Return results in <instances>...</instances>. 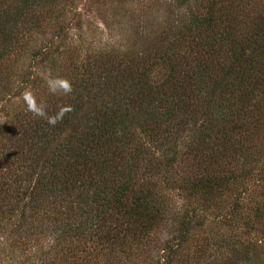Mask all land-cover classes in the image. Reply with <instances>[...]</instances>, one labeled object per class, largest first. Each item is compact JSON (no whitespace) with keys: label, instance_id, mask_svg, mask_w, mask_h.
<instances>
[{"label":"trees","instance_id":"trees-1","mask_svg":"<svg viewBox=\"0 0 264 264\" xmlns=\"http://www.w3.org/2000/svg\"><path fill=\"white\" fill-rule=\"evenodd\" d=\"M66 1L0 0L7 38L0 60L29 31L23 26L35 28ZM249 6L250 0H208L202 13L197 1L190 20H181L178 31L163 33L148 48L113 47L87 57L75 52L67 92L37 108L32 118L17 116L13 122L17 132L5 152L18 170L10 181L0 175V205L14 198L13 186L17 199L23 196L20 185L28 183L24 196L32 191L35 208L47 211L50 201L51 211L62 206L61 238L73 243L89 233L103 252L130 258L172 224L173 238L155 248L163 264H182L187 245L204 227L199 218L206 209L231 197L233 221L245 207L248 179L259 177L256 183L264 185V144L258 142L264 134V10L250 19ZM50 54L39 56L46 61ZM143 136L174 144L168 161H156L139 140ZM185 157L194 159L198 171L181 187L201 205L181 213L171 207L167 192L173 167ZM251 207L247 242L239 231L220 232L202 242L193 258L189 254L192 264L258 262L261 246L248 237L264 221V191Z\"/></svg>","mask_w":264,"mask_h":264},{"label":"rangeland","instance_id":"rangeland-1","mask_svg":"<svg viewBox=\"0 0 264 264\" xmlns=\"http://www.w3.org/2000/svg\"><path fill=\"white\" fill-rule=\"evenodd\" d=\"M184 1L67 0L63 3V10H57L56 15L49 16L35 28L23 26L29 31H25L26 28L21 29L22 32L25 31L18 37L21 42H13L9 55L0 60V155L6 153L5 160L0 165L2 178L10 181L15 176L14 171L18 170L16 166L11 165L9 152H5L10 147L9 139H12L14 131L17 132L16 125L13 124L15 118H32L31 113L36 112L37 108L40 109L50 100L60 98L59 94L67 92V85L71 81L68 63L71 56H76L75 52H81L87 57L113 47L123 51L127 47L148 48L152 40L161 38L163 33L178 31L182 26L181 20H190L189 13L197 1L202 13L208 2L187 0L185 5ZM242 8L235 6L234 10L240 11ZM262 10L264 0H250L247 10L250 19L251 13L259 14ZM4 25V22L0 21L1 50L7 42ZM12 29L9 27V30ZM244 29L245 27L241 26V32ZM58 31L62 32L58 34ZM44 51H51L46 61L39 56ZM83 113L88 115L90 110L85 109ZM139 140L142 141L144 149L149 150L151 156H155L156 161L165 163L172 155L170 150L174 144L149 142L144 136ZM258 142L264 144V134L259 135ZM186 143V139L181 141V152L186 151L183 148ZM195 166L193 158L185 157L173 167L171 179L174 182L170 192H167V197L171 207L178 212L182 213L185 208L192 209L201 205L188 199L185 196L187 193L183 192L181 187L186 179L189 180L197 173ZM16 175H21V172ZM153 179L156 180V177ZM256 179L250 178L246 182L248 192L243 196L245 207L236 212L237 217L233 221L229 216L232 215L236 200L231 197L202 213L199 222L204 224V227L187 245L184 256L180 259L182 264H192L194 260L191 258L198 247L204 244L202 242L214 241L213 238L218 237L220 232L226 236H236L239 231L240 238L244 237L245 229L251 227L254 217L251 200L264 191V185L261 182L256 183ZM28 187V183L20 185L23 196L17 199L16 186H13L11 192L14 198H10L9 203L0 205V264H163L159 255L160 249L155 247L173 238L175 227L172 224L152 236L151 244L142 254L141 251H136L140 254L132 258L128 253L111 255L109 250L103 252V246L97 240H91L89 233L86 235L88 238H75L73 243L61 238L58 229L61 223L57 220L63 223L66 217L61 212L62 206L59 204L57 207L56 204L55 211H51L49 208L52 207L53 201H50L47 211L35 208L37 204L32 191L24 196L29 190ZM59 202L58 200L57 203ZM223 217H227L226 225L223 224ZM250 233L248 238L258 241L261 246L258 249V262L253 263L264 264V242H261L264 240V221ZM240 240L248 241L245 237ZM145 243L146 240L140 245Z\"/></svg>","mask_w":264,"mask_h":264}]
</instances>
